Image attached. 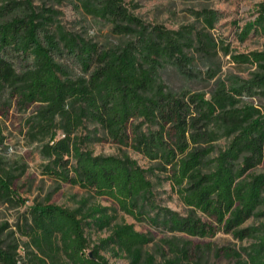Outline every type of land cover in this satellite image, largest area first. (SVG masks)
Instances as JSON below:
<instances>
[{
    "label": "trees",
    "instance_id": "16d2710c",
    "mask_svg": "<svg viewBox=\"0 0 264 264\" xmlns=\"http://www.w3.org/2000/svg\"><path fill=\"white\" fill-rule=\"evenodd\" d=\"M76 2L87 15L108 23L117 42L104 46L70 33L54 25L52 9H38L31 0H0V94L6 92L23 109L34 107L27 135L42 142L43 173L171 233L205 238L222 231L239 240L253 238L247 263L264 264V224L244 226L249 219H264V102L252 101L264 100V48L232 56L235 63L253 67L248 78H221L208 65L217 47L208 33L148 27L122 0ZM200 17L204 29L213 28L214 12L203 10ZM258 29L264 31V6L245 24L240 40ZM65 58L78 65L80 75L71 74ZM198 61L207 66L204 72ZM166 70L197 82L196 87H169ZM86 123L150 166L144 169L126 154L94 155L82 148L89 137L78 132ZM155 173L165 175L187 208L185 215L155 204L147 177ZM23 202L11 178L0 174V204ZM107 211L93 206L79 216L36 203L23 228L31 257L17 263L0 250V264H109L100 254L106 249L125 255L129 264H155L152 255L141 253L151 238L123 221L88 250L86 228L110 227ZM169 248L172 257L163 264H183L188 258L186 250L172 243Z\"/></svg>",
    "mask_w": 264,
    "mask_h": 264
},
{
    "label": "rangeland",
    "instance_id": "374dc122",
    "mask_svg": "<svg viewBox=\"0 0 264 264\" xmlns=\"http://www.w3.org/2000/svg\"><path fill=\"white\" fill-rule=\"evenodd\" d=\"M36 8H50L54 11V25L59 24L66 31L78 34L100 45L117 42V37L111 33V26L83 12L76 0H31ZM127 11L138 18L144 25L160 26L169 30H179L183 27L209 34L217 45L211 52L210 63L217 76L226 78L237 76L248 78L253 71L247 63H235L233 55L261 51L264 48V31L252 30L240 40V33L248 22H253L261 13L264 0H122ZM203 10L214 12L216 20L213 28L206 30L200 21ZM73 76L81 74L76 63L65 58ZM198 68L204 72L206 65L198 61ZM164 82L171 88L180 86L196 87L197 82H185L175 74L164 71ZM210 81L208 84H211ZM206 84V83H201ZM209 85L205 90L209 89ZM255 105L264 100L252 99ZM34 107L21 108L8 100L7 93L0 94V174L11 178L15 195L23 199V204H0V250L16 258L17 263L28 262L30 253L26 244L28 239L23 235V228L29 221V208L36 203L48 202L63 208L73 210L83 216L93 206L108 209L112 216L110 227L96 229L86 228L88 250L97 245L101 239L110 234L111 226L123 221L132 225L133 229L151 238V242L141 248L142 255L150 254L155 264H163L172 257L170 244L176 250H186L188 258L183 264H241L247 263V251L255 241L253 238L242 240L231 234L218 231L212 237H190L181 233H171L166 228L155 225L148 220L137 221L117 209L110 200L94 196L79 186L60 183L43 173L47 161L41 154L42 142H32L27 135V118ZM84 139L82 148L90 150L94 155H128L144 169L150 163L138 153L120 147L105 135L95 125L86 123L78 132ZM57 137H62L57 132ZM224 145L220 141L219 147ZM152 183V193L157 206L185 215L187 208L175 194L165 175L147 174ZM150 217L155 211H150ZM202 220L207 221L205 216ZM264 219L252 218L244 226H260ZM17 246V249L15 247ZM110 248V247H108ZM29 250H33L29 248ZM14 252V253H13ZM100 254L109 264H129L125 255H115L110 249L100 250ZM238 255L239 257H237ZM29 256V257H28ZM63 264V263H59Z\"/></svg>",
    "mask_w": 264,
    "mask_h": 264
}]
</instances>
